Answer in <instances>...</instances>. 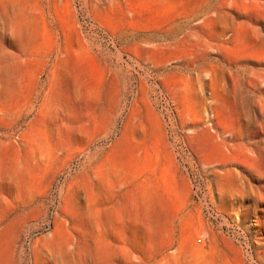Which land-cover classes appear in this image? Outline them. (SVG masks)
I'll list each match as a JSON object with an SVG mask.
<instances>
[{
    "label": "rangeland",
    "instance_id": "rangeland-1",
    "mask_svg": "<svg viewBox=\"0 0 264 264\" xmlns=\"http://www.w3.org/2000/svg\"><path fill=\"white\" fill-rule=\"evenodd\" d=\"M0 264H264V0H0Z\"/></svg>",
    "mask_w": 264,
    "mask_h": 264
}]
</instances>
